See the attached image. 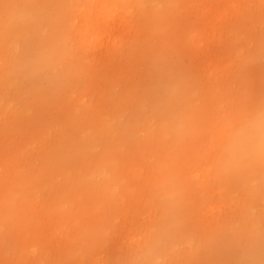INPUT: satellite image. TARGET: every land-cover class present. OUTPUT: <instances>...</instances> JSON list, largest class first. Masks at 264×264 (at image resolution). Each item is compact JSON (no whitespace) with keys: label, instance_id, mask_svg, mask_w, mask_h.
Returning a JSON list of instances; mask_svg holds the SVG:
<instances>
[{"label":"rangeland","instance_id":"rangeland-1","mask_svg":"<svg viewBox=\"0 0 264 264\" xmlns=\"http://www.w3.org/2000/svg\"><path fill=\"white\" fill-rule=\"evenodd\" d=\"M264 0H0V264H264Z\"/></svg>","mask_w":264,"mask_h":264},{"label":"clouds","instance_id":"clouds-1","mask_svg":"<svg viewBox=\"0 0 264 264\" xmlns=\"http://www.w3.org/2000/svg\"><path fill=\"white\" fill-rule=\"evenodd\" d=\"M225 152L229 160L253 156L264 158V111L254 113L234 130L225 146Z\"/></svg>","mask_w":264,"mask_h":264}]
</instances>
